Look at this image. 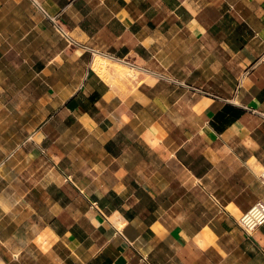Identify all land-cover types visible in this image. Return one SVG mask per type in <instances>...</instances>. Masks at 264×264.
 Returning <instances> with one entry per match:
<instances>
[{
  "label": "crops",
  "instance_id": "obj_1",
  "mask_svg": "<svg viewBox=\"0 0 264 264\" xmlns=\"http://www.w3.org/2000/svg\"><path fill=\"white\" fill-rule=\"evenodd\" d=\"M264 0H0V264H264Z\"/></svg>",
  "mask_w": 264,
  "mask_h": 264
},
{
  "label": "built area",
  "instance_id": "obj_2",
  "mask_svg": "<svg viewBox=\"0 0 264 264\" xmlns=\"http://www.w3.org/2000/svg\"><path fill=\"white\" fill-rule=\"evenodd\" d=\"M264 61V55L260 59ZM260 179L264 183V168L260 171ZM264 225V201H258L252 205L247 212L240 218L239 226L246 230L249 234H252L256 229Z\"/></svg>",
  "mask_w": 264,
  "mask_h": 264
}]
</instances>
